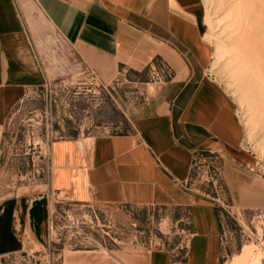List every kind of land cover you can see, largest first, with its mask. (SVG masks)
Here are the masks:
<instances>
[{
    "label": "crops",
    "instance_id": "0c3cea01",
    "mask_svg": "<svg viewBox=\"0 0 264 264\" xmlns=\"http://www.w3.org/2000/svg\"><path fill=\"white\" fill-rule=\"evenodd\" d=\"M43 24L109 80L108 86L114 87L120 75L141 76L147 70L169 78L148 84L147 97L127 107L131 132L53 143L49 184L26 188L0 204V264L21 251L27 238L51 245V195L78 204L188 211L185 246L168 243L142 258L128 254L125 259L126 251L140 252L133 245L112 250L110 259H72L70 264H172L181 249L185 264H221L217 200L189 188L196 154L218 157L235 207L252 210L264 202L237 109L208 77L214 55L205 40L202 1L0 0V165L9 118L46 77L38 54Z\"/></svg>",
    "mask_w": 264,
    "mask_h": 264
},
{
    "label": "rangeland",
    "instance_id": "374dc122",
    "mask_svg": "<svg viewBox=\"0 0 264 264\" xmlns=\"http://www.w3.org/2000/svg\"><path fill=\"white\" fill-rule=\"evenodd\" d=\"M201 1L205 40L214 55L208 66V77L222 86L237 109L244 127V148L257 163L264 202V86L258 97L252 99V94L240 87L241 80L233 71L238 62L229 64L232 54L226 52L215 59L220 45H236L248 35L246 17L253 12V6L264 8V2L252 0L245 6L244 0ZM237 17H241L240 24L235 22ZM225 20L229 22L224 23ZM259 20L264 23V16H259ZM43 26L38 54L46 77L37 88L38 93L35 89L28 94L4 128L0 204L26 193V188L49 184L48 159L52 143L81 135L131 132L126 109L145 99L147 85L158 78L151 70L141 76L127 73L114 80V87L108 86L109 80L105 81L82 61L72 45L51 27ZM259 42L264 46V39ZM260 67L264 74L263 62ZM199 187L217 200L223 237L221 264H264V203L252 210L235 207L230 203L222 178L216 189L206 185ZM188 218V211L182 209L78 204L51 195L49 228L56 259L51 264H70L72 259L93 261L100 256L110 259L112 250L133 248V245L140 252L126 251L125 259L128 254L142 258L168 243L185 246L191 230ZM176 219L181 222L177 223ZM24 250L29 251V248L24 247ZM247 252L250 255L244 262ZM175 256L178 264H185L183 249ZM43 261L50 264L49 259L43 258Z\"/></svg>",
    "mask_w": 264,
    "mask_h": 264
},
{
    "label": "bare ground",
    "instance_id": "6f19581e",
    "mask_svg": "<svg viewBox=\"0 0 264 264\" xmlns=\"http://www.w3.org/2000/svg\"><path fill=\"white\" fill-rule=\"evenodd\" d=\"M261 1L264 2V0ZM243 3H244L243 5L248 6L252 3V0H244ZM253 9H254L253 12L249 14L248 17H246L247 19L245 22L246 24L245 33L248 35L246 37H243L241 41L236 45H227V46L220 45L218 47L217 53L215 54L216 55L215 59L218 60L223 56V54H225L226 52H230L232 54V59L230 60L229 64L238 62L237 66L234 68L233 71L237 76V78L241 80L240 87H243L244 90L250 92L252 94L251 95L252 99H255L258 97L260 90L264 86V74L260 67L261 62H263L264 64V46L259 42V40L264 39V23L260 21L261 19L259 20V16H264V8L258 9L256 6H253ZM226 21L227 20L223 22L225 23ZM228 22L229 21H227V23ZM235 22L236 23L238 22L240 24L241 17H237ZM240 29L241 28H239V30ZM249 255L250 254L248 252L245 254V256L243 257L244 262H245V258L249 257Z\"/></svg>",
    "mask_w": 264,
    "mask_h": 264
},
{
    "label": "built area",
    "instance_id": "2783aa9c",
    "mask_svg": "<svg viewBox=\"0 0 264 264\" xmlns=\"http://www.w3.org/2000/svg\"><path fill=\"white\" fill-rule=\"evenodd\" d=\"M14 2L17 4V0H14ZM157 77L158 78L155 80V82L158 81L163 83L166 79L164 75H157ZM35 92L38 93V89H36ZM52 145L49 148V173L52 171ZM220 178L223 179V173L218 157L201 153L196 154L189 188L198 194L204 195L207 198H211L209 195H207V193L201 190L199 185L212 186L216 189ZM38 243L39 242L32 238H27L23 249L19 252L5 256L3 259V264H44L43 258L49 259L51 264V261L56 260L55 252L51 245L46 247L42 244H39L38 246ZM24 247L29 248V251H25ZM172 264L178 263L174 260Z\"/></svg>",
    "mask_w": 264,
    "mask_h": 264
}]
</instances>
